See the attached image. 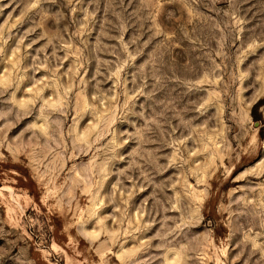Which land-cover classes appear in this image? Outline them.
<instances>
[{"label":"rangeland","instance_id":"374dc122","mask_svg":"<svg viewBox=\"0 0 264 264\" xmlns=\"http://www.w3.org/2000/svg\"><path fill=\"white\" fill-rule=\"evenodd\" d=\"M0 264H264V0H0Z\"/></svg>","mask_w":264,"mask_h":264},{"label":"bare ground","instance_id":"6f19581e","mask_svg":"<svg viewBox=\"0 0 264 264\" xmlns=\"http://www.w3.org/2000/svg\"><path fill=\"white\" fill-rule=\"evenodd\" d=\"M177 254V253H176ZM170 260V259H169ZM177 260V259H176ZM170 263H172V262H170Z\"/></svg>","mask_w":264,"mask_h":264}]
</instances>
